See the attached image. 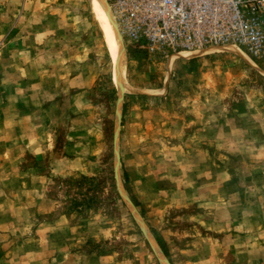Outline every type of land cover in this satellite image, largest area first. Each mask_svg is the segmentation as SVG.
Returning a JSON list of instances; mask_svg holds the SVG:
<instances>
[{
    "label": "rangeland",
    "instance_id": "rangeland-1",
    "mask_svg": "<svg viewBox=\"0 0 264 264\" xmlns=\"http://www.w3.org/2000/svg\"><path fill=\"white\" fill-rule=\"evenodd\" d=\"M122 43L0 0V264H264V57Z\"/></svg>",
    "mask_w": 264,
    "mask_h": 264
},
{
    "label": "built area",
    "instance_id": "built-area-1",
    "mask_svg": "<svg viewBox=\"0 0 264 264\" xmlns=\"http://www.w3.org/2000/svg\"><path fill=\"white\" fill-rule=\"evenodd\" d=\"M122 41L152 53L235 47L264 57V0H105Z\"/></svg>",
    "mask_w": 264,
    "mask_h": 264
},
{
    "label": "bare ground",
    "instance_id": "bare-ground-1",
    "mask_svg": "<svg viewBox=\"0 0 264 264\" xmlns=\"http://www.w3.org/2000/svg\"><path fill=\"white\" fill-rule=\"evenodd\" d=\"M87 1L90 5L91 14L94 17L98 25V28L102 32L104 40L106 41L107 46L112 53V57L115 61V64L118 67L115 69L116 72L118 69L122 70L124 63L126 61L125 54H124V48H123L124 46H123L121 37L116 32L115 22H114L112 13L108 5L106 4V2H104L105 0H87ZM105 6L108 8H106ZM118 184L120 187H122L120 180L118 181ZM124 197H127V196L124 195ZM128 204L131 208H133L130 202H128ZM152 244H153V247L156 253L160 256L161 264H168V262L166 261V258L163 256L159 246L157 245L154 239H152Z\"/></svg>",
    "mask_w": 264,
    "mask_h": 264
},
{
    "label": "trees",
    "instance_id": "trees-1",
    "mask_svg": "<svg viewBox=\"0 0 264 264\" xmlns=\"http://www.w3.org/2000/svg\"><path fill=\"white\" fill-rule=\"evenodd\" d=\"M121 110L123 111V108H122ZM158 246H159V248H160L162 254H163L164 256H166V252H165V250L163 249V247H161L159 244H158Z\"/></svg>",
    "mask_w": 264,
    "mask_h": 264
}]
</instances>
